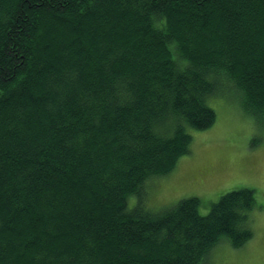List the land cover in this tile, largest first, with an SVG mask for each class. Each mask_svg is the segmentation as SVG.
<instances>
[{
  "label": "trees",
  "instance_id": "1",
  "mask_svg": "<svg viewBox=\"0 0 264 264\" xmlns=\"http://www.w3.org/2000/svg\"><path fill=\"white\" fill-rule=\"evenodd\" d=\"M225 86L264 120V0H0V264H210L243 247L251 189L205 215L143 194Z\"/></svg>",
  "mask_w": 264,
  "mask_h": 264
},
{
  "label": "rangeland",
  "instance_id": "2",
  "mask_svg": "<svg viewBox=\"0 0 264 264\" xmlns=\"http://www.w3.org/2000/svg\"><path fill=\"white\" fill-rule=\"evenodd\" d=\"M222 90L208 102L216 113L214 124L193 132L189 153L168 175L148 180L143 194L154 211L197 197L199 212L205 215L225 193L251 189L254 207L248 218L253 237L239 249L221 243L210 264H264V120L245 114L231 86ZM137 201L136 195L129 196L128 207Z\"/></svg>",
  "mask_w": 264,
  "mask_h": 264
},
{
  "label": "bare ground",
  "instance_id": "3",
  "mask_svg": "<svg viewBox=\"0 0 264 264\" xmlns=\"http://www.w3.org/2000/svg\"><path fill=\"white\" fill-rule=\"evenodd\" d=\"M150 3V2H149ZM140 5V4H139ZM148 6V5H147ZM133 7H134V5H133ZM136 7V6H135ZM145 10V9H144ZM138 11V10H137ZM100 14V13H99ZM153 15V14H152ZM151 17V16H150ZM101 22V21H100ZM104 25V24H103ZM155 27V26H154ZM164 29V28H163ZM162 29V30H163ZM106 32V31H105ZM108 32V31H107ZM102 33V32H101ZM132 43V42H131ZM76 48V47H75ZM120 53V52H119ZM61 56V55H60ZM115 59V58H114ZM110 67V66H109ZM106 69H107V67H106ZM110 69V68H109ZM234 86V85H233ZM236 88V87H235ZM231 89V88H230ZM216 90V89H215ZM228 91V90H227ZM233 92V91H232ZM235 93H236V91H235ZM234 94V93H233ZM237 94V93H236ZM240 97V96H239ZM210 99V98H209ZM256 115V114H255ZM165 125V124H164ZM155 126V125H154ZM190 126V125H189ZM164 176V175H163ZM153 205V204H152ZM155 207H156V205H154Z\"/></svg>",
  "mask_w": 264,
  "mask_h": 264
}]
</instances>
